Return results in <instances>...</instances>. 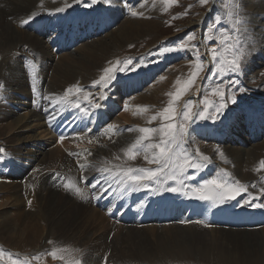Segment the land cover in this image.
Returning a JSON list of instances; mask_svg holds the SVG:
<instances>
[{
	"label": "rangeland",
	"instance_id": "obj_1",
	"mask_svg": "<svg viewBox=\"0 0 264 264\" xmlns=\"http://www.w3.org/2000/svg\"><path fill=\"white\" fill-rule=\"evenodd\" d=\"M247 1H250V0H210V2L207 5H202L199 2V0H176V3L172 4L168 8V11L165 12L164 8L166 5L164 3V0H127V2L130 3L131 6L127 7L126 11H125V7H126L125 6V0H117L116 3L111 2V4H109L108 7H107V5H105L104 6L105 9L103 8L104 4H101V5L97 4L96 5L97 7L95 6L92 9L86 8L82 4H81V6H82L81 7V6H79L80 4H78L75 7H73L72 9L66 10L67 13L65 11H63V14L65 12L66 14L70 15V13L71 14L76 13L77 8H79V9L81 8L83 10H86V9L94 10L95 9L96 12L101 11L100 13H102V10H103V12H106L107 9L110 8L109 12H106V13L108 15H110L111 14L110 11H111V9H113V15L116 17H117L118 11H122V12L124 11L125 14L119 17L118 24L115 25L116 27L114 26L112 30L117 29V27H119L120 24L129 23L130 19H128V17H130V16H131L132 20H141L142 19L141 15L134 16L131 13L133 11H135L137 13H139L140 11H143V15L144 16L146 15V17H148V21H152L153 23L155 22V24H157L156 25L157 29L155 28L151 31H147L144 29V27L146 25H142L143 23H141L139 28H137V29H133V28H130L128 26L125 29L126 32L121 33V35H119V32L112 34L111 35L112 40H117L119 45H122L123 47L122 48L119 47L117 49L115 47V49L111 51V56H113L115 54H117V55L113 56L114 58L112 57L113 62H108L106 64V67H109L110 63L111 64L116 63L117 60L123 62V61L127 60L128 58H133L134 63L137 61L139 63H141V61H140L141 57L145 58L146 56H149V58H148L149 61H153V60L157 61V58H160V57L161 58L159 59V62L150 63V64H148L147 67L141 68L140 70H138L136 72H130L127 74H120L118 76V82L116 83L115 87L112 88L111 92L108 93V96L113 99L114 103L109 105V107H110V119L105 122V124L110 123V124H113L115 126H118L117 130L114 133H106L104 136L101 137L102 139H100L98 141H94L97 139H92V140L86 139V138L82 137V135H83L82 133L75 134L77 136H73L72 138H68V137L64 136L63 140H61L60 137H58V136H54V140L51 141V135H50L51 129H50L49 125L47 126V128L49 130L45 126V120L43 119L45 116L44 113H43V116L39 118V121L42 122V123H40L41 124L40 126L34 127V128L28 127L25 129L23 136L27 140L30 139V141H32L34 138V134L36 136L40 132L41 135L45 136L46 139L48 138L47 143L51 142L50 143L51 145L46 147L47 151H51V152L54 151L55 152L58 149L57 151H59V150L60 151L58 152V154L56 156H58L60 154L61 157H58L55 159V161H56L55 165H49V164L45 163L46 162L45 159L44 160L42 159L40 161H38V160L34 161V160L30 159L29 157L26 159L30 160L31 166L29 164L27 166V164H25L24 162H22L23 164L20 165V163L18 161L16 163L12 158H11V160L4 159V161L0 162V167L3 170L2 173H0V175L9 176V177L0 176L1 188L2 187L6 188V186L7 187L12 186V184H13L12 187H15V183H17V186L19 187V191H17V192L18 193L21 192L22 196H23V199H22L23 201L21 200V203H20L21 205L18 206L17 205L18 201L15 199V198H17L16 194H14L12 196H8L9 194L0 193V227L7 229V231H9V233H11V234H14V236H16V234L21 233V235L25 234V237L29 238L28 245H26L24 248H23V246H20V248L18 247V249L13 250V247H17V246H15V243H14V241H15V238H13L14 236H11V234H9V235L7 234V236L4 235V237L0 236V238H1L0 239V248H3V250L6 253L15 254L16 257L21 259V260H27L28 264H38V263L39 264H54V263L55 264H70V262H73L75 260H81V261L83 260L82 264H87L84 255H79L77 253V255H75L76 257L75 256L70 257L71 253L68 250L70 248L71 249L76 248L75 246L73 247L70 244L71 240H73V237H71V236L73 234V231H74V233H76L82 229V224L80 222H77L78 220L76 218L68 216V215L61 218V219L54 218V213L56 211L55 205H51V204H47V203L44 205H41L35 201L36 197H38L37 196L38 193L43 195L45 192L44 195H48V193H46L48 191L42 190L43 188H50L52 190H57L59 192L68 194L70 197H72V199L76 202V204L78 206H81L85 209H94V210L101 209V210H104L106 215H108L112 219V220H110L109 218H107L105 213L102 211L105 218H107L106 220L108 221V223H111V225L109 224L111 227V230L108 229L107 233L103 232V231H99V228H98L99 224H98V226L96 225V227L93 231H90V230L88 231L89 235H84V236H88L91 239H95L94 236L106 237L105 240H106L107 244L109 245V249L106 251V253H104L105 255L103 254V256H102L101 253L99 252V256L97 257V259H95L93 261L94 264H96V263L100 264V262H101V264H108V261L110 264L109 256L111 254H112L111 255L112 257L114 256L115 258L116 257L118 258L119 261L116 264H264V228H262L264 225H262L260 227V229H259V227L257 228L258 229L257 230L258 231L257 236L253 237L251 239L253 241H251V242L237 241L234 237H230V241L224 242V243H217V242L187 243V242L175 240V239H173V237L171 236V234L168 231H162V230L144 231L145 229L143 227H141L143 224H137L135 222L127 221V219L125 218L124 215L112 216L111 211L113 210V206H114L113 201L115 200V198H111L109 200L110 205H108V206H104L103 203L99 204L98 202L94 201L95 191L93 189L88 188L87 198L89 200H91L92 205L95 207H93L89 204L82 203L80 201V199L83 198L84 190L82 187L83 184L81 182L80 173L82 172V178H85L86 177L85 174H87V177H88L91 170H85V169L80 170L79 169L77 171V168L79 167L78 165H81V162L78 159V156L81 154V152L86 154V156L88 157L89 156L88 153L90 151L95 152L97 150L96 146H99L100 148H102L104 146L116 145V143H118L119 141L116 140L117 135H114V134L118 131H119L118 134L120 133L122 135L123 133L125 134V132L128 131L127 129L130 127L131 128L133 127L134 129H137L138 127H150V126L156 127V126H158L157 124L160 123V121L157 120V122L154 121L148 125L149 119H148V121L146 119V122L141 121L143 123H141V122L139 123L138 121H136L134 119L136 115L142 114V116H144V115L147 116L146 112L143 111L144 112V114H143L142 110L139 111V114L134 112V114L131 116V119H134L135 122L131 119L127 120L124 118L125 116H127V114H125L124 112L132 109L133 108L132 106H135L132 102H134V100L136 99L135 97L142 92L141 91L139 93H135L137 90H134L129 84L124 83L125 77H128L130 75L134 76L136 74L141 73V75H143L145 77V80H146L141 84V86L143 84L145 85L144 88H146L148 86L151 87V86L156 85V84L158 85L160 81H162V83H164L166 80H168L167 78L169 76L171 77V75H172V77L178 75V79L186 80L188 78L191 70H193L195 53L192 51L185 50V51H174L172 53L163 54L162 53L163 47L175 45V44H177L178 41H183L184 43L188 44L189 47H191L192 44H196L200 48V55L204 59V63L206 65H210V52L208 51V49H210L211 47H216L222 51L226 45L222 46L220 44V40L224 38L225 34L228 37H231L234 39L238 35L237 29H239V35H240V39L242 41L240 46L245 47L247 54L245 55V57L242 61V67L244 69L243 72L239 75V77L232 76V79L235 80V79L239 78V80H240L239 86H243L246 89V91L244 93H238L237 92V103L235 105L229 103L228 109L225 110L224 117H222L220 120H218L216 122H212V121H199L198 122L196 128H201V129L195 130V133L193 134L194 139L191 143V149H194L197 146L200 150H202L201 151L202 153L205 154L207 152L205 155H208L210 157L211 162H214L215 164H217L221 170L227 171V174H228L227 179L230 178L231 179L230 182L231 181H239L240 184L249 185V186H254V185L260 184V185L255 186L253 189H251L252 190L251 193H249L250 191L243 192L237 198L242 197V201H245V200H248V201L251 200L252 201V199H249L250 195H248V194H251V196L256 197L257 203H264V191H262V189H264L262 187L264 185L262 183V182H264V169L257 171V169L260 166L261 159L264 157V152L262 154L263 155L262 158L260 155L255 157L256 160H258V158L260 157L258 162L256 160H254V158H253L254 162H256L253 164V171L251 174L252 176L254 175L253 178L252 179H245L246 178L245 176L243 178L238 176V175H240V173L237 172V170L235 169V166H234L235 165L234 163L236 162V160L234 159V157L232 155V151H229L227 149V147L232 146L235 148H241L242 150L248 151V150H251L252 147L256 146L257 144H264V137L257 140L258 143H256V144H252V143H249L248 141H245V146H239L242 144L237 145L235 142L231 141L230 139H228V142H232V143H225L226 140H225V142H221L223 144L220 143V138H222L220 136L221 133H223L225 135L227 134L226 136L231 135L234 139H236V137H238V136L244 137V132H247V129L243 128V127L246 125V120L248 119L247 115H244V112H248L249 114H251L250 111H252L253 113H256L262 107V105L260 103L264 104V47H262L264 45V42L261 41V39H262L261 35L258 33L260 31H257L256 29H254L253 24H255L256 21L252 19V17H254L253 14L257 17V15H258L257 10H258V8H260L259 6H264V0H251V4H252V2L253 3H258V2L262 3L259 6L258 5L255 6V7H257V9H255V11H253L254 8L252 6L246 5ZM41 3H40V6H41V10H42L44 7L42 8ZM111 6H116L118 11L114 10L115 7L113 8ZM143 6L145 9H143ZM152 10H153V12H152ZM144 11H146V12H144ZM122 12H120V13L122 14ZM229 13H232L231 17H229ZM57 15H59V13H57ZM49 16H52V15H49ZM49 16H46V17H49ZM56 16L53 15V17H56ZM88 18L90 19V17H87V20H88ZM217 19L220 21V23L223 25V27H218L215 30L209 32V30H208L209 27ZM237 19H240L241 23L236 24L235 28H234L233 25L235 24ZM42 20L43 19H41V21ZM144 20H147V19H144ZM11 21H13V20H11ZM59 22L63 23V20H61ZM188 22H195L197 24L193 25L192 27L186 28L185 26H187V25H185V24H187ZM10 23L12 24L11 26L14 27V25L17 24V21L10 22ZM20 24H21V22H20ZM2 26L0 25V29L2 28ZM182 26L184 27L183 29H182ZM4 27L6 29H8L6 26H4ZM20 28H22V27H20ZM249 28H250V30H249ZM22 29H27V28L23 27ZM29 30L28 31L31 32V29H29ZM112 30L110 29L109 32ZM251 32H253V33H251ZM189 33H195V39L194 40L188 41V40L184 39L185 36ZM208 36H211L213 39L209 40L207 38ZM254 36H255V39H254ZM256 36H257V39H256ZM40 37H43V36H40ZM98 37L99 38L102 37V39H103L104 37H106V35L103 34L102 36L100 35ZM248 37H250L252 40ZM258 37L261 39L259 40ZM92 39H96V37L92 38ZM87 41H89V40H87ZM253 41H255V42H253ZM47 42H48V45L51 47V53H52L50 55L51 57L49 59L45 58V55L43 53L34 51L32 49L28 50L27 48L24 51L17 53L18 59L15 57L14 52L11 53L10 55L7 54V57H4V56L0 57V64H1L0 68H1V66L4 67L3 66L4 62H5V64H7L5 59L10 57L9 61H8V62H10V64H7V65L14 66L16 64L15 61H18L19 65L21 66V68L23 70L21 72H22V74H24L23 75L24 80H19L20 81L19 82L18 79H16V76L13 74L14 70L12 72H10V70L5 72V71H3V68H1V70H0V75L3 77L2 78L0 76V84L2 82H4L3 84L0 85L1 86L0 87V140H1L0 141V148H2L4 146L3 147L4 150H8V148H10V147L8 144H4L1 142H3L4 140L6 141L7 137L11 138L13 136L11 134H13L15 130L10 131V132L8 131L9 128H7V126H8L9 121L11 119L9 120V118L3 114L4 113L3 111L11 110V108L13 107V108H17L16 110L19 111V114L25 112L24 110H22V108L16 107L15 104L12 103L13 99L17 100V103L22 100V98H20V97L18 98V94L20 96L23 93L21 91H18V89L23 86V81H25L24 82V87H25L24 92L27 93V94H23V95L24 96L28 95V97H29V98H26L24 101L29 100V102L31 104V108H27V109L29 110V112H38L37 109L32 108V106H34L33 99H32V96H30L29 83H28L26 74L24 72V68L19 61V59H21L19 54H24V55L29 57L30 61L39 63V66H38L39 69L41 68V66L45 60H46V62L49 63L47 66L48 70H47V73L45 75V83L47 85H45L44 94L42 95L43 100H44V105H45L44 110H48V109H46L47 104L45 103V99L47 98L46 91L48 94H50V92L48 91V85L51 82V79L54 75V69H55L54 67H56L57 64H59L60 60H61V62H65L66 58H64V57L62 58V55L66 54V53H70L71 51L70 52L62 51L61 53H57L55 51V48H54V54H53L51 41H47ZM229 42H232V41H229ZM249 42H251V43H249ZM254 43L256 45V46H254L256 49H254V47L252 46ZM29 44H30V42H29ZM247 44H249V45L251 44L252 47L250 48L249 45H247ZM82 45L84 46V43L78 44L76 47H74L72 49L74 56H77V54L80 55V53L82 54L85 51H87L88 46H87V48H86V46L81 48ZM205 45H207V47H205ZM79 47L81 49L76 52V50L79 49ZM248 47H249V49H248ZM253 52H254V54H253ZM12 54L14 55L13 58H12ZM229 58H231L230 54H229ZM97 60H100L101 63L106 62V60H104L102 58H98ZM141 64H146V62H142ZM102 69H104V68H102ZM102 69H101V73L103 71ZM250 69H252V70H250ZM212 70L213 69H211V67L205 68V71L201 74V76L205 77V79H198L196 81V84L193 86V88L191 89L189 94L184 97V101H186L188 99H193L194 103H199L200 100L202 99V96L205 94V91L210 88L212 80L215 79V80L219 81L221 79L218 76L217 77L210 76L209 72ZM2 71H3V74H2ZM254 73H256V74H254ZM161 76L164 77V79L161 80L160 79ZM250 78H252V79H250ZM1 80H2V82H1ZM203 80H205L206 83L202 87L203 89L198 91L199 92L198 93L196 91V88H197L198 84L203 82ZM93 81H94V79H89L86 81L87 83L90 84V86H83L82 87L81 82L77 83V85L80 86L81 88H83L84 92H86V89L89 91L91 89L90 92L94 94L95 99H97V101H100L99 98L101 97V90L102 89L99 87L94 88L92 86ZM29 82H30V80H29ZM119 82H122L121 86H119ZM127 82H129V81H127ZM129 83H135V82H129ZM223 83H224V87H225V91H226L227 95H231V93L233 91H235L238 87V85H235V84H232L231 86H229V80H227V79H225L223 81ZM14 84H15V86L13 87ZM2 85L6 88H4ZM30 85L32 86V83H30ZM27 87H28V89H26ZM122 87L128 88V91L131 93H128L126 95H125V93L119 94L122 92ZM96 88H98V89H96ZM4 89L6 92L4 91ZM52 89H53L52 93H55L56 89H54V88H52ZM116 91L117 92L119 91V93L114 94V93H116ZM62 93H65V91H63ZM6 96H7V98H6ZM138 102H139V100H137L136 106L141 105V103L140 102L138 103ZM181 103H183V101ZM105 104H107V102H105L103 104V106ZM126 106H127V108H126ZM242 107H244V109ZM194 110H195V108H194ZM254 111H256V112H254ZM25 113H28V112H25ZM23 114H21V115H23ZM124 114H125V116L121 117ZM46 116L50 117L49 114H47ZM243 116L245 118V121H244ZM237 117L240 118L242 123L245 122V125L242 126L241 123H237L238 120L234 119L236 121L237 125L242 127L241 130L239 129L241 133L239 132V130H237L235 128V123L232 120H231V122L234 125H231V123L229 122L230 119H232V118L237 119ZM41 126H42V128H41ZM121 127H122V129H121ZM45 128H46V131H45L46 133L44 132ZM43 132H44V134H43ZM101 133L102 132L98 133L95 136H99ZM133 134H134V137H138V135H140V133L137 132V130L134 131ZM201 134H204L207 139L206 138H205V140L203 138L200 139L199 136ZM110 135H112V136L114 135L113 136L114 139H112V136H110ZM106 137H108V139H106ZM45 138L43 137L42 139H45ZM66 138L68 141L65 142ZM131 138H133V137H131ZM133 140L130 139V136H129V137H125L124 139H122V141H124V142L120 141V143L122 142L121 144H126L125 142L129 141V143L126 145L128 147H130V145L135 141V140L134 141ZM13 141H12L11 145H15L13 143ZM111 141L112 142L115 141L114 142L115 144H112ZM197 141H199V142H197ZM89 142H92L91 145L89 144ZM107 142H109V143L107 144ZM252 142H253V140H252ZM101 143H103V144H101ZM202 144L205 146H203ZM209 144H210V146L213 145L212 147H216L212 153H210L206 150V146ZM31 146H33L31 143L26 144L24 151L26 152L28 147L30 148ZM78 146H81V147L87 148V149L92 148L93 150L92 149L89 151L88 150H86V151L85 150H82V151L78 150L79 152H77V150H72L73 148H75V149L80 148ZM93 146H95V147L93 148ZM127 146L125 147V145H124L123 146L124 148L122 147L123 153H125L126 148H128ZM201 146H203V149ZM67 148H69V149H67ZM123 149H124V151H123ZM75 151L77 152L76 155L74 153H72ZM51 152H49L50 156L52 155L54 157V155ZM221 152L223 153V156L220 155ZM25 155L26 154H24L23 156L21 155V156L23 158H25ZM62 155L63 156L68 155L69 157L68 156L67 157L72 162L70 163L68 161V159L63 162L61 159ZM255 155H258V153ZM244 156H246V154H244ZM125 158H127L126 155H124L123 163H122V166H124V167H128L130 162H131L130 163L131 167H134V166L135 167L156 166V165H149L147 163V161H145L143 159V153H140L137 156V159L135 160L136 162L128 160V159L124 160ZM83 160H85V159H83ZM262 161H264V158L262 159ZM42 163H44V165ZM56 163H58V164L56 165ZM132 163H134V164H132ZM19 165L22 167H26L25 173L28 172V170H29V172L31 173V174L29 173V177L26 176V178L24 179L23 177L26 175L24 172H22L21 174H17L18 173L17 169L20 167ZM57 166H59V167H57ZM62 166H64V168L65 167L68 168L70 166V169L68 171L63 172V171L59 170V169H61ZM51 167H53L54 170H51L52 169ZM100 167H102V165ZM103 167H104V165H103ZM32 168H33V170H32ZM41 168H44L42 170L43 173L46 170H50L49 173L55 171V174L52 176V179H53L52 181L56 186H59V187L61 186L62 188L59 189V188H55L54 186L49 185L48 179H46L42 183H40V181H37V182L33 181V179L31 180V178H33L34 175L36 174L35 172L37 170H40ZM113 171H118V169H113ZM212 173H213V171L210 169L209 174L211 177L214 176V174L212 175ZM224 175L225 174L223 171H219L217 173V176H219L221 178H224ZM204 177H205V175H202V178H204ZM16 179H19V181L21 180V182L12 181V180H16ZM27 180H29V181H27ZM10 181H12V182H10ZM251 181H253V182H251ZM29 182L32 184H30ZM25 184H27L28 187ZM169 184H172V183H169ZM36 185L38 187H35ZM68 185H75V186L80 187L82 189V195H77L76 192L74 191V189L69 188ZM28 188H30V189L34 188V189L28 190ZM35 188L36 189L38 188L40 190L38 191V189L36 190ZM31 191L32 192L34 191V194ZM27 192L29 194H26ZM41 192H43V193H41ZM123 194L124 195L126 194V196L124 198L125 201H124V205H123V208H124L123 212L128 213L132 208H138L137 207L138 203L130 200L131 196L138 195V191H136V192L123 191ZM33 196H36V197H34L35 198L34 200H33ZM171 196H172V198H171ZM10 197H11V199H10ZM12 197H14V198H12ZM176 197L177 196L175 194L171 193V195H170L171 199H174ZM52 216H53V218L51 219ZM81 218H83V217L81 216ZM118 224H121V225L128 224V225L134 226V227L129 228V227H125V226H120ZM151 224H153V222L144 223V225H151ZM154 224H156V223H154ZM136 226H140V227L137 228ZM171 226H173V225L171 224L169 227H171ZM180 226L187 227L189 229H193L191 226H187V225L180 224ZM148 227H154V226H148ZM155 227H158V226H155ZM159 227H164V226H159ZM165 227L168 228V226H165ZM120 228H121V230H120ZM71 229H73V231L69 232V230H71ZM137 229H141V230H137ZM202 229L213 230L215 228H202ZM219 229H224V228H219ZM244 229H248V228H244ZM226 230H232V231L234 230L235 231V229H227V228H226ZM238 230L244 231L242 229H238ZM209 233H211V232H209ZM79 234H81V233H79ZM43 240H44V242H42ZM41 242L45 245H43ZM76 242H74V243H76ZM58 244H60L59 246H61V247L57 246ZM68 244H69V246H68ZM37 245L40 247L39 252H37V251L35 252V250H34V247H36V248L38 247ZM32 246H34V247L30 248ZM67 246H68V248H67ZM43 247L47 248V250L44 249ZM57 247L59 248V250ZM80 248H81V246H80ZM32 249H33V251H31ZM42 249H44V250H42ZM54 249H55L56 253H58L57 257L62 256L63 252L65 254L66 252L69 251L68 253H70V254H68V253H66L67 255L63 254L64 259H61V260L59 258L53 259V256H51V253H52V251H54ZM28 250H29V252H28ZM60 250L62 251L61 253H60ZM20 251H23V252H20ZM42 255H44V256L47 255V256L41 257ZM106 255L108 256V258H105ZM80 256H81V259H80ZM94 256L96 257L97 254H94ZM38 257L41 259H39ZM73 257L75 260L73 259ZM55 259H56V261H55ZM47 261H50V262L48 263ZM57 262H60V263H57ZM0 264H7V255L5 256L4 261L0 262Z\"/></svg>",
	"mask_w": 264,
	"mask_h": 264
},
{
	"label": "bare ground",
	"instance_id": "obj_2",
	"mask_svg": "<svg viewBox=\"0 0 264 264\" xmlns=\"http://www.w3.org/2000/svg\"><path fill=\"white\" fill-rule=\"evenodd\" d=\"M116 2H117V0H112V3H116ZM40 3L42 5V8L44 7L42 10H41ZM246 3H247L246 5L252 6L254 8L253 11H255V9H257V7H255L256 5L259 6V5L262 4L260 2H258V3H253L252 2V4H251V0L250 1H247ZM66 5H72V6L70 8H68V7H66ZM76 5H78V4L74 3V0H0V25L1 26L3 25L2 28L0 29V57L1 56L7 57V54L10 55L11 53L14 52L15 57L18 59V54L17 53L22 52V51H24L27 48L28 50H31L32 49L34 51L43 53L45 55V58L49 59L51 57L50 55L52 53H51V47L48 45V42L47 41H51V46H52V40L55 37V35H53L50 39H48V37L46 35L49 32H52V31L57 30L56 29L57 28V21H56V18L53 17V15L56 16L57 13H59V16L57 15L59 17V21L63 20V23H60L58 21V26H59V28L62 29V31L65 30L67 26H70V28L73 29L75 27L79 28V27H81V25L82 26H85V25H88L91 22L92 23L94 22V24L91 26V32L88 33V35L91 37V40L88 39L89 41H87V40L84 41L83 42L84 43V46L82 45V47H81V48H83V47L86 46V48H87V46H88L87 51H85L82 54L80 53V55L77 54V56H74L73 55V50L72 49L69 50V51H66V52H70V51L71 52L62 55V58L63 57L66 58L65 59V62H61V60H60L59 61V64H57V66L54 67L55 68L54 69V75H53V77L51 79V82L48 85V91L50 92V94H48L47 91H46L47 98L45 99V103L47 104V108L46 109H48V110H44L45 105L41 109H38L36 106H32V108L33 109L34 108L37 109L38 112H29V110L27 108H31V104H30L29 100L24 101L26 98H29V97H28V95L27 96H24L23 95V94H27V93L24 92V89H25L24 82L25 81H23V86L18 89V91H21L23 93L20 96L18 94V98L19 97L22 98L23 101L22 100L19 101L18 102L19 104H18L17 103V100L13 99L12 100V103L15 104L16 107L22 108V110H24L25 112H28V113L23 112L24 113L23 114V113L20 112L21 114H23V115H21V114H19V111L16 110L17 108H13V107L11 108V110H5V111H3L4 112L3 114L6 115L9 118V120L11 119L9 121L8 126H7V128H9L8 131L10 132V131H14L15 130L14 133L11 134V135H13L11 138L10 137H7L6 138V141L3 139L5 142L4 141L1 142V143H4V144H8L9 147H10V148H8V150H5L4 151V154H6L10 158H12L16 163L18 161L20 163V165H22L23 164L22 162H24L25 164H27V166H28V164L31 166L30 160L26 159L28 157L30 159L34 160V161H37V160L40 161L42 159L43 160L45 159L46 160L45 163H47L49 165H55V162H56L55 159L58 158V157H61L60 154L58 156H56L58 154V152L60 151V150L57 151L58 149L55 152L54 151H52V152L51 151H47V148L46 147H48L49 145H51L50 144L51 142L50 143H47L48 142V138L46 139L45 136L41 135L40 132L36 136L34 134V138H33L32 141H30V139L27 140L23 136V133H24L25 129L28 128V127H33L34 128V127L40 126L41 125L40 123H42V122L39 121V118L43 116V113L45 114V116H44L43 119L45 120V126L47 128L48 119L50 117H47L46 115L49 114V111L51 109V102L54 101V100H58L60 96H63V94H64V93H62L63 91H66V89H68L69 87H75L77 85V83H80V82L82 84V87L83 86H90V84L86 82L87 80H89V79L96 80V79H98L100 77V75L102 74L101 73V69L102 68H106V64L108 62H113L112 61V57L115 56V55H117V54H115V55L111 56V51L114 50L115 47H116V49L119 48V47L120 48L123 47L122 45H119V43H118L117 40H112L111 35L112 34H115L117 32H119V35H121V33L126 32L125 29L128 26L130 28L137 29V28H139V26H140L141 23H143L142 25H146L144 27V29L147 30V31H151V30L155 29L156 28V25H157V24H155V22L153 23L152 21H148V17H146V15L145 16L142 15V19L141 20H132L131 19V16H130V17H128V19H130L129 20V23H127V24H120V26L117 27V29L112 30L113 27L118 24L119 17L125 14L124 11L122 12V11H118L117 10V8H116L117 5L116 6H111L113 8L115 7L114 10L118 11L117 12V17L113 15V9H111V11H110L111 14L110 15H108L106 13V12H109V10H110V8H109V9H107L106 12H103V10H102V14L105 13L106 14V18H104L102 20L100 19L98 22H95L94 21L96 19V17H95L96 15L95 14L97 13L95 9L94 10H88V9L83 10L81 8L80 9L77 8V12L75 11L76 13H73V14L70 13V15L66 14L67 13L66 10L72 9ZM79 6H81V4ZM104 6L105 5H103V8H104ZM108 6L109 5H107V7ZM259 7L260 8H258V10H257L258 11L257 17L253 14L254 17H252V19L256 21V23L254 22L255 24H253L254 29H256L257 31H260L258 33L261 35V38L262 39L258 37L259 40L261 39V41L264 42V22H263L264 21V6H259ZM58 8H65V12L66 13L64 12V14H63V12H56V9H58ZM126 9H127V7H125V11H126ZM143 9H145L144 6H143ZM89 12H92V15H90ZM98 12H101V11H98ZM120 12H122V14ZM140 12L143 13V11H140ZM144 12H146V11H144ZM152 12H153V10H152ZM49 15H52V16H49ZM46 16H49L50 18L45 21V19L47 18ZM70 16H73V19H70ZM29 17H34V18L28 24H24L23 21L29 19ZM87 17H90V19L88 18V20H87ZM36 19L37 20L43 19L42 20V23L45 24V29L43 30V33H44V36L43 37H40L39 36V33H37V32H35V31L32 30V27L34 26V22L36 21ZM144 19H147V20H144ZM11 20H13V21H11ZM113 20H115V22H116L115 25L112 26L111 28H109L108 30H105L104 33H102L103 30H104V27H105L104 26L105 23H109L110 21H113ZM15 21H17V24L14 25V27H12L11 26L12 24L10 22H15ZM20 22H21V24H20ZM196 24L197 23H195V22H188L187 24H185V25H187L185 27L186 28H189V27H192L193 25H196ZM4 26H6L8 29H6ZM95 26H97L98 29H95ZM20 27H22V28L25 27L28 30L31 29V32H29L30 30L28 31L27 29H22ZM183 28L184 27L182 26V29ZM110 29L112 31L109 32ZM249 30H250V28H249ZM251 33H253V32H251ZM103 34L106 35V37H104L103 39H102V37L101 38L98 37L100 35L102 36ZM81 35H85V32H83ZM95 37H96V39H92V38H95ZM248 38H250V37H248ZM254 39H255V36H254ZM256 39H257V36H256ZM255 41H253V42H255ZM29 42H30L31 45L29 44ZM249 43H251V42H249ZM247 45H249V44H247ZM254 45H255V43H254ZM249 47L250 48L252 47L251 44L249 45ZM249 47H248V49H249ZM262 47H264V45ZM81 48L79 47V49H77L76 52L79 51ZM254 49H256V48L254 47ZM52 51H53V54H54V46H52ZM254 52H253V54H254ZM19 55H20V58H21V59H19V61H20V63L22 64V66L24 68V72L26 74V77H27V80H28V83H29L30 96H32V93H31V85H30V82H29V75H28V73L26 71V68H25V65L23 63V58L26 57V55H24V54H19ZM13 56L14 55L12 54V58H13ZM9 58L5 59V61H6L7 64H10V62H8L9 61ZM98 58H102V59L106 60V62L105 63H101L100 60H97ZM148 58H149V56H146L145 58H142L141 57V60H140L141 63L142 62H146L147 63L149 61ZM160 58H157V61L158 62H159V59ZM153 61H155V60H153ZM15 62H16V64L14 66L7 65L4 62L3 63L4 65L2 64L4 67L1 66V68H3V71H5V72H7L9 70H10V72H12L14 70L13 71V74L16 76V79H18V81L19 80H24V77H23L24 74H22V72H21L23 70H22L21 66L19 65L18 61H15ZM48 64L49 63L46 62V60H45L44 63L42 64L41 68L39 69V67H38L39 66V63L30 61V60H29V63H28V65H31L36 70V72H38V75H39V78H38L39 86H40V88L43 91H44L45 85H47L45 83V75H46L47 70H48L47 69ZM113 64H115V63H113ZM148 64H150V63H148ZM1 68H0V70H1ZM250 70H252V69H250ZM3 71H2V74H3ZM254 74H256V73H254ZM167 79L168 80H166L164 83H162V81H160L158 85L157 84L156 85H153L152 84L154 87L153 86H151V87L148 86V87L144 88L145 85H142V87L141 88H138L137 92H135V93H139V92L142 91L140 94H138L135 97L136 98L135 100L133 99L134 102H132V103L136 106L137 105L136 104L137 103V100H139V102L141 103V105H138V106H148L147 110L145 111L146 114H147V116L146 115L142 116V114L136 115L135 118H134L136 121H138L139 123L141 121H145L146 122V119L148 121V119H150L151 115L155 114L156 112L160 111L163 107L166 106V104H167V102L169 100V97H168L167 93L169 91H174L175 90V87H176L175 81L178 79V75L173 76V77L171 75V77L169 76ZM250 79H252V78H250ZM127 81H129V82H135L133 84L138 85V87H139L140 86V83H141V78H140V76L134 75V76H131ZM1 82H2V80H1ZM3 83L4 82H2L1 84H3ZM205 83H206V81L203 80V82H201L200 84H198V86L196 88V91L198 92V89H199V91L202 90L203 89L202 87L204 86ZM14 86H15V84L13 85V87ZM4 88H6V87H4ZM52 88L56 89L55 93H52L53 92L52 91L53 90ZM26 89H28V87ZM57 89L58 90L60 89V90L58 91ZM96 89H98V88H96ZM4 91H5V89H4ZM90 91H91V89H90ZM90 91L86 89V92H84L83 94H87ZM103 93H104V90L102 89L101 90V96L103 95ZM117 93H119V91L118 92L116 91V93H114V94H117ZM122 93L128 94V89H126V88L122 89V92L119 93V94H122ZM6 98H7V96H6ZM43 102H44V100H43ZM135 106H132L133 107L132 109L124 112L125 114H127V116H125V114H124L121 117L125 116L124 117L125 119L130 120L131 119V116L134 114V112H136V113L139 114V111H141V108H138L137 106L136 107ZM102 108H103V110L106 111L108 109V105L105 104ZM75 111L76 110H73L72 112L68 113V111L65 112L63 108H60L59 106L57 107V115L58 116L60 115L61 112L64 113L63 116H60V118H63L66 115H67L66 118H68L71 115H73L75 113ZM254 112H256V111H254ZM258 112H259V110L256 113H253L252 111H250L251 114H249V113L247 114V118L248 119L246 121H250V126L248 127L247 132H244L243 131L244 132V137L243 136H238V137H236V139H234L231 135L226 136L227 134L225 135V134L221 133L220 136L222 138H220V143L221 142H225V140H226L225 143H232V142H228V139H230L231 141L235 142L237 145L242 144V145H239V146H245V141H248L249 143H252V144L258 143L257 140H259V139H261V138L264 137L263 136L264 135V125H262L259 122V120H258V118H259L258 117ZM143 114H144V112H143ZM66 118H63V119H66ZM134 119H131V120L134 121ZM234 119L235 120H238L237 123H241L242 126L245 125V123H242V121L238 117H237V119L236 118H232V119L229 120V122L231 123V125H234L231 122V120H232L235 123V128L237 130H239V129L241 130L242 127L239 126V125H237V123H236V121ZM141 123H143V122H141ZM148 125H149V123H148ZM157 125H159V124H157ZM41 128H42V126H41ZM46 128H45L44 132L46 131ZM102 128H103V126H101V129ZM243 128H246V127L244 126ZM121 129H122V127H121ZM131 129H132V131H127L126 130L127 132H125V134L123 133L121 135L119 133L116 136V140L119 141L118 143H116V145L104 146L102 148H100L99 146H96L97 147V150L95 152L90 151L88 153L89 154L88 157L86 156V154H84L83 152H81V154L78 156V159L81 162V164H89V165H91L90 167L84 168L85 170H91L90 171V174L88 173L89 174L88 177H87V174H85V176L87 178H89L93 174H95V172H97L100 168H103V165H104V167H109V168H112V169H118L116 166L117 165H122L123 158H124V155H125V153L122 152V147L124 145L126 147L127 146L126 144L129 143V141H128V142H125L126 144H121L122 142H124V141H122V139H124L125 137H129V136H130V139H132V140L133 139L135 140L137 138V137H134V134H133L134 131H136V129H134L133 127ZM240 130H239V132H240ZM44 132H43V134H44ZM100 132L101 131H99L98 133H100ZM118 132H116L115 134H117ZM50 135H51V141H53L54 140V135L51 132H50ZM110 136H112V135H110ZM113 136H112V139H114ZM43 137L45 139H42ZM101 137L102 136H99V138L97 137L98 139L96 141L102 139ZM131 137H133V138H131ZM106 139H108V137H106ZM252 140H253V142H252ZM12 141H13V143L15 145H11ZM66 141H68L67 138L65 139V142ZM120 141H122V142L120 143ZM109 142H107V144ZM114 142L115 141H113L112 144H115ZM197 142H199V141H197ZM28 143H31L33 146H31L30 148L28 147L27 151L25 152L24 151L25 145L28 144ZM91 143L92 142H89L90 145H91ZM101 144H103V143H101ZM221 144H223V143H221ZM203 146H205V145H203ZM203 146H201L202 149H203ZM212 146H210V144L206 146V150L208 152H210V153H212L213 150L216 148V147H212ZM78 147H80V148H76V149L73 148L72 150H77V152H79L78 150H81V151L82 150H85V151L88 150L89 151V150L92 149L91 147H90L91 149L83 148L81 146H78ZM94 147L95 146H93V148ZM67 149H69V148H67ZM227 149L229 151H232V155H233L234 159L236 160V162L234 163L235 164L234 166H235V169L237 170V172L240 173V175H238V176L239 177H242V178L245 176L246 177L245 179H252L253 176H254V175L253 176L251 175L252 174V171H253V164L256 163V162H254V160H256L255 157H257V156L260 155L261 158H262V156H263L262 154L264 152V144H257L256 146H253L251 150H248V151L247 150H242L241 148H235V147H232V146L231 147H227ZM123 151H124V149H123ZM200 151H202V150H200ZM49 152H51L54 155V157L52 155L50 156V153ZM77 152L75 151V152H72V153H74L76 155ZM257 153H258V155H255ZM24 154H26L25 155V158L22 157ZM244 154H246V156H244ZM67 156H63L62 155V158H61L62 161L64 162L65 160L68 159V161L71 163L72 161L68 158L69 156L68 157ZM253 158H254V160H253ZM259 158H258V160H259ZM83 159H85V160H83ZM126 159L127 158H125L124 160H126ZM262 159H261V161H262ZM258 160H256V161L258 162ZM58 163H56V165ZM130 163H129V166L128 167H131L130 166ZM42 164L44 165V163H42ZM132 164H134V163H132ZM101 165H102V167H100ZM53 167H51L52 168L51 170H54ZM57 167H59V166H57ZM43 169L44 168H41L40 170H37L35 172L36 174L34 175L33 178H31V180L33 179V181H36V182L37 181H40V183H42L46 179H48L49 185L54 186L55 188L61 189L62 188L61 186L60 187L59 186H56L53 183V181H52L53 180L52 179V176L55 174V171L49 173L50 170H46L43 173L42 172ZM69 169H70V166L68 168H66V167L64 168V166H62L61 169H59V170H61V171L64 172V171H68ZM79 169L81 170L82 168L78 167L77 168V171ZM32 170H33V168H32ZM17 171H18V173L16 172L17 174H21L22 172L25 173L26 167L20 166L17 169ZM29 173L30 172L28 170V172L25 173L26 175L23 178L25 179L26 176L29 177ZM0 176H2V177H9V176H6V175H0ZM12 181L21 182V180L19 181V179L12 180ZM12 181H10V182H12ZM27 181H29V180H27ZM251 182H253V181H251ZM168 183H170V182H168ZM262 183L264 184V182H262ZM30 184H32V183H30ZM25 185H27V184H25ZM257 185H260V184H257ZM257 185H254V186L244 185V186L247 188V191L252 192L251 189H253ZM12 186H13V184H12ZM12 186H8V187L6 186V188H3L2 187L3 188L2 189L1 188V185H0V193L9 194L8 196H12V195L16 194L17 195L16 196L17 198H15V199L18 201L17 202V205L20 206L21 205L20 204L21 203V200L23 199L22 193L21 192H19V193L17 192V191H19V187L17 186V183H15V187H12ZM27 187H28V185H27ZM35 187H38V186L36 185ZM82 187H83V190H84V195H83V198L80 199V201L82 203L89 204V205L93 206L92 203H91V200H89L87 198L88 188L85 185L84 186L82 185ZM262 187L264 188V185ZM29 189L30 188H28V190ZM31 189L33 190L34 188H31ZM39 190L40 189H38V191ZM42 190H47L48 192H46V193H48V195H44L45 192L43 191L44 192L43 195L40 194V193H38L37 194L38 197L33 196V200L35 199L34 197H36L35 201L38 204L44 205V204L47 203V204L55 205L56 206V211L54 213V218L61 219V218H63V217H65V216L68 215V216H71V217L76 218L78 220L77 222H80L82 224V229L80 231H78L81 234H79L78 232L74 233L73 229L69 230V232H72L73 231V234L71 236V237H73V240H71L70 244H71V246H73V247L75 246L76 247L75 249H73V248L72 249L71 248L68 249L70 251V253H71L70 257L75 256L78 253L79 255H84L85 256V260H86V263L87 264H94L93 261L95 259H97V257L99 256V252L103 256V254L106 253V251L109 249V245L107 244V242L105 240L106 237L94 236L95 239H91L88 236H84V235H89L88 231L89 230L90 231H93L95 229L96 225L98 226V224H99V226H98L99 231H103V232H106L107 233L108 232V229L111 230V227H110L111 223H108V221L106 219L107 218H109L110 220H112V219L108 215H106V213H105L104 210H101L99 208H98L99 210H94V209H85V208H83L81 206H78L76 204V202L72 199V197H70L68 194L59 192L57 190H52L50 188H43ZM28 192L26 194H29L30 193V192L29 193ZM43 192H41V193H43ZM32 193L34 194V191ZM170 195H171V193L169 194V198H170ZM12 198H14V197H12ZM171 198H172V196H171ZM10 199H11V197H10ZM211 206H213L211 203L209 204L208 202H205V201H201L200 202V207L202 209H204V208H210ZM93 207H95V206H93ZM220 208L223 209V207H220ZM102 211L105 213V215L107 216V218H105V216H104V214H103ZM81 216L84 219L81 218ZM248 216H249V220H250L249 225L246 227L248 229H243L245 224H244L242 218L229 219L227 217V215H223V214L220 215V216H218V223H219V225H216L215 227H211V228H215L213 230H204L202 228H207V227H204L201 224H194V223L187 225V226H191L193 229H189L187 227L180 226V224H178V223H168V224H165V223H159V222H156L157 224H154L153 223L151 225H144L143 224L141 227H143L145 229L144 231H157V230L168 231L171 234V236L173 237V239L179 240V241H182V242H187V243H193V242H200V243H210V242L224 243V242L230 241V237H234L237 241L251 242V241H253L251 239L253 237H256L257 236V233H258V231H257L258 229L257 228L260 227V226L258 225V222L255 221L253 219V217L249 213H248ZM52 218H53V216L51 217V219ZM171 224L173 226L169 227ZM118 225L125 226V227H129V228L130 227H134V226H130L128 224H124V225L118 224ZM148 226H154V227H148ZM155 226H158V227H155ZM159 226H164V227H159ZM165 226H168V228L165 227ZM136 227L138 228L140 226H136ZM219 228H224V229H219ZM226 228L227 229H235V231L234 230L233 231L232 230H226ZM262 228H264V226ZM141 229H137V230H141ZM238 229H242L244 231H241V230H238ZM120 230H121V228H120ZM209 232H211V233H209ZM7 234L9 235L11 233H9V231H7V229L0 227V236L4 237V235L7 236ZM11 236H14V234H11ZM13 238H15V241H14L15 246H17V247H13V250L18 249V247L20 248V246H23V248H24L29 243V238L28 237H25V234L21 235V233H19V234H16V236H14ZM44 240L42 242H44ZM74 242H76V243H74ZM43 245H45V244H43ZM59 245L60 244H58L57 246H59ZM68 246H69V244H68ZM68 246H67V248H68ZM80 246H81V248H80ZM33 247L34 246H32L30 248H33ZM59 247H61V246H59ZM37 248L34 247L35 252L36 251L37 252L40 251L39 250L40 247L38 246ZM44 249L47 250V248H44ZM44 249H42V250H44ZM58 250H59V248H58ZM77 250H80V251L78 252ZM31 251H33V249ZM20 252H23V251H20ZM28 252H29V250H28ZM61 252L62 251L60 250V253ZM68 252H66V253H68ZM70 253H68V254H70ZM63 254H64V252H63ZM63 254H62V256L65 255V254L64 255ZM94 254H97V256L95 257ZM111 255L109 256L110 264H116L119 261L118 258L117 257L115 258L114 256L112 257ZM43 256L44 255H42L41 257H43ZM46 256H44V257H46ZM105 258H108V256L106 255ZM39 259H41V258H39ZM63 259H64V257H63ZM73 259H74V257H73ZM80 259H81V256H80ZM55 261H56V259H55ZM47 262L49 263L50 261H47ZM60 262H57V263H60ZM100 264H101V262H100ZM108 264H109V261H108Z\"/></svg>",
	"mask_w": 264,
	"mask_h": 264
},
{
	"label": "snow or ice",
	"instance_id": "obj_3",
	"mask_svg": "<svg viewBox=\"0 0 264 264\" xmlns=\"http://www.w3.org/2000/svg\"><path fill=\"white\" fill-rule=\"evenodd\" d=\"M112 0H74L76 4H82L84 7L92 9L97 4L109 5ZM202 5H207L210 0H199ZM167 12L168 8L176 3V0H164ZM72 5H66L70 8ZM125 6L130 7V3L125 0ZM65 8H58L56 12H63ZM132 15H143L133 11ZM232 13H229L231 17ZM34 17H29L23 23L28 24ZM241 20L237 19L236 24H240ZM218 27H223L217 19L209 27V32ZM238 35L233 39L226 34L220 40V44L226 45L223 50L216 47L208 49L210 52V65L204 63V59L200 55V48L196 44L189 47L183 41H178L177 44L162 48L163 54L172 53L174 51H192L194 55V67L189 73L186 80L177 79L175 81V91L167 93L169 100L165 107L160 111L151 115L148 123L159 120L157 127H138L136 130L140 133L135 139L134 143L125 150V155L128 160L135 161L140 153H143V159L149 165H156V167H124L117 165L118 171H113L112 168L103 167L97 172V179L92 187L97 191L98 198H103L113 188V182L121 186V190L128 192L144 191L158 194L174 193L183 195L189 199H198L200 201L210 202L214 207H223L229 201L237 200L243 192H247V188L240 184L239 181H229L227 179V171L224 172V178L213 176L204 179L198 184H189L185 181L194 178L200 171L205 169L211 162L210 157L202 153L198 147L191 149V143L194 139V133L199 121L216 122L225 115V110L228 109L229 103L235 105L237 103V92L244 93L246 89L240 85L239 78L233 80L232 76L239 77L243 72L242 61L245 57V47H241V39L239 29ZM209 40L213 38L207 37ZM185 40L192 41L195 39V33H189L185 36ZM232 41V42H229ZM255 46L254 44L252 45ZM207 47V45H205ZM229 54L231 58H229ZM158 61H148L146 64H141L138 61L133 62V58L121 62L116 61L115 64H110L109 67L103 69L100 77L92 82L93 87H99L104 91V94L99 98L101 101L109 98L108 93L115 87L118 82L120 74H127L136 72L141 68L147 67L148 63ZM206 67L213 69L209 72L212 77H220L219 81L213 79L211 86L205 91L199 103H194L193 99L184 101V97L189 94L198 79H205L201 74ZM164 79V77H160ZM229 80V86L232 84L238 85L237 89L227 95L223 81ZM199 91V89H198ZM84 89L80 86L69 87L66 89L63 96L58 100L51 102V109L49 116L51 120L55 121L63 116V112L57 115V107L63 108L64 111L76 110L82 114V117L89 118L96 115L97 111L103 107L102 103L96 102L94 94L88 92L83 94ZM183 101V103H181ZM127 107V106H126ZM142 111H146L148 106H137ZM195 108V110H194ZM88 124L92 123L88 119ZM118 126L113 124H106L104 128L100 129L103 133H114ZM132 131L131 128L127 129ZM87 131H91L88 128ZM61 140L64 136L61 135ZM191 149V150H190ZM4 149L0 148V162L4 161ZM223 156V153H220ZM119 159V158H118ZM89 164H81L80 168L84 169L90 167ZM264 169V161L260 162L257 171ZM172 181V184L168 182ZM99 186V187H97ZM69 188L74 189L77 195H82V189L75 185H68ZM264 191V189H262ZM239 205V201H237ZM244 204L250 207L264 208V204L253 205L250 201L245 200ZM144 201H140L137 207H145ZM79 251V250H77ZM7 255V264H28L27 260H21L15 254L6 253L3 248H0V262H3ZM53 258L63 259V256L57 257L56 251H52ZM70 264H82L81 260H75Z\"/></svg>",
	"mask_w": 264,
	"mask_h": 264
}]
</instances>
